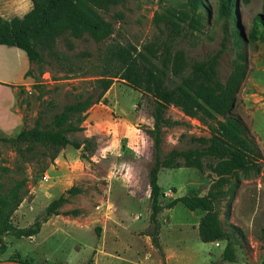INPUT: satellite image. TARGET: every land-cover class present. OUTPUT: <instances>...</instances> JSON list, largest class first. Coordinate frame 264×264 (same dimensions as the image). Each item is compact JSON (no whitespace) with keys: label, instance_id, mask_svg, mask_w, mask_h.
<instances>
[{"label":"rangeland","instance_id":"1","mask_svg":"<svg viewBox=\"0 0 264 264\" xmlns=\"http://www.w3.org/2000/svg\"><path fill=\"white\" fill-rule=\"evenodd\" d=\"M190 1L123 0L108 12H102L114 27L107 41L98 44L88 37L80 40L69 36L60 38L55 47L58 60L46 57L45 65L30 64L26 71L25 85H30L31 92L25 85L15 90L10 85L0 86V104L6 102L10 112L14 109L12 112L22 116L19 124H12L10 119L12 125L0 138H16L23 129L33 128L38 118L44 126H49L55 115L81 95H96L95 81L102 71L104 54L111 46L130 45L140 51L144 46L155 45L162 51L164 46L171 44L173 54L182 52L189 65L218 56L216 72L223 84L236 69L242 73L244 79L232 113L246 124L250 137L264 156V0H238L233 16L222 9L223 0H201L203 9L197 11ZM23 2L0 0L2 17L7 21L23 19L28 12ZM177 2L186 7L175 6ZM178 12H187L195 21L182 22L181 17L176 16ZM12 60L17 62V59ZM170 78L180 82V78ZM116 83L111 99L114 103V96L119 94L126 114L116 111V103L111 105L115 110H108V115L98 113L108 118L112 131L108 134L89 123L88 115L93 106L87 116H83V130L70 135L72 140L85 144L88 139L92 147H96L94 153L83 154L70 146L68 152L64 154L62 150L55 161H51L50 154L43 150L21 156L16 147L0 143L3 193L18 183H25L26 199L19 208L22 214H14L12 219L16 227L28 228L41 220L49 204L63 195L68 203L62 211L78 213V216H55L48 221V227L61 231V238L56 237L58 244L49 242L35 248L36 241L5 236L2 239L9 250L0 256V262H7L15 253H20L22 259L31 264H51L46 260L52 264L65 260L69 264L264 263V241L261 239L264 162L257 171L239 174L237 187L219 206L223 225L226 228L234 225L243 233L235 241V263L223 261L225 242H201L198 228L204 213L191 212L182 204L159 214V247L154 246L150 237L154 225L150 221L149 187V173L154 164L153 141L146 133L154 123L153 99L139 95L124 82L115 80ZM103 105H109L108 100ZM166 118L177 124L163 130V159L173 151L196 149L200 146L198 139L210 137L207 123L187 117L174 107L168 108ZM128 120L136 121L137 125L127 127ZM130 133H136L132 143ZM109 140L114 142L109 144ZM101 145H104L102 150ZM21 147L25 149L24 145ZM61 155L62 162H57ZM65 162L73 164L77 172L75 177L70 173H57L58 167ZM52 166H55L54 171ZM45 175L48 181H43ZM215 179L208 168L202 173L193 168L162 170L159 186L164 197L160 201L167 205L182 197L206 196ZM58 181L61 184L56 186ZM114 182H118L128 196L114 197ZM72 187H77L81 193L68 196L66 192ZM118 205H124L129 214Z\"/></svg>","mask_w":264,"mask_h":264},{"label":"trees","instance_id":"2","mask_svg":"<svg viewBox=\"0 0 264 264\" xmlns=\"http://www.w3.org/2000/svg\"><path fill=\"white\" fill-rule=\"evenodd\" d=\"M30 1L33 9L23 19L7 21L0 16V46L20 50L25 53L30 64L42 66L46 64V57L58 60L55 47L62 37L69 36L76 40L88 37L98 44L107 41L113 35L114 27L102 16V12H108L123 0ZM190 2L194 11L203 9L201 0ZM174 5L186 7L181 2ZM237 6L238 0L222 2V9L230 16H233ZM176 16L181 17L179 20L182 22L195 21L187 16V12H178ZM172 50L171 44L164 46L162 51L155 45L144 46L140 51L130 45L111 46L104 54L102 71L95 81L96 95H81L75 103L55 115L51 125L44 126L38 118L33 128L23 129L14 139L0 138V143L16 147L21 156L43 150L50 154L51 161H55L60 152L70 146L83 154L94 153L96 147H92L88 139L85 144L72 140L70 135L83 130V116L86 117L93 106L107 103L106 95L115 85V80L126 83L132 90L153 99L154 123L146 133L153 141L154 164L149 173V187L150 221L154 225V233L150 237L154 246L159 247V214L182 204L191 212L204 213L198 228L201 242H225L223 261L235 263V241L243 233L234 225L228 228L223 225L219 206L229 199L232 189L237 187L239 174L257 171L264 162V156L250 137L246 124L232 113L244 78L236 69L223 84L216 72L218 56L189 65L182 52L173 54ZM171 76L180 78V82L171 81ZM169 107L207 123L210 137L198 139L200 146L196 149L173 151L163 159V130L177 124L166 118ZM206 161L210 164L207 165ZM182 168H193L201 173L206 168L210 169L216 177L212 190L206 196L182 197L163 205L160 201L164 197L159 186L160 173L162 170ZM24 185V182L18 183L3 193L0 181V256L8 251V245L2 239L4 236L18 240L30 239L38 236L42 226L55 216H78L77 212L62 211L68 203L63 195L49 204L41 220L28 228L16 227L12 219L26 199ZM79 193L81 191L77 187L66 192L68 196ZM261 235L264 241V229ZM4 263L31 264L24 261L19 253H15L7 262H0Z\"/></svg>","mask_w":264,"mask_h":264},{"label":"crops","instance_id":"3","mask_svg":"<svg viewBox=\"0 0 264 264\" xmlns=\"http://www.w3.org/2000/svg\"><path fill=\"white\" fill-rule=\"evenodd\" d=\"M25 3V5L28 7V12L27 14L33 9V4L30 0H23ZM3 13L0 11V16H2ZM17 59L15 61H13L12 59ZM30 63L25 55V53H23L20 50L14 49V48H7V47H3L0 46V86L1 85H10L15 89H17L18 87H23V85H25V75H26V71L30 68ZM11 79V80H10ZM121 85V84H119ZM118 85V87H119ZM117 88V83L112 87V89L107 93L106 95V99L109 102V105H103V104H98L95 105L91 110L90 113L88 115V121L89 123L95 125L96 128H102L106 133L108 132V134L110 133V130L112 127L109 126L111 125L108 118H104L103 116H100V114L98 113H103L105 115L109 114L108 110H115L113 109L115 106L111 105H117V109L116 111L119 112L120 114L125 115L126 111L123 107H126L124 104H122V102L120 101V97L119 94H116L114 96V103L112 102L111 99V94L116 90ZM140 95V93H139ZM7 103H1L0 104V135H5L7 132H5L4 130L7 129V127H9L12 124H19L22 122V116L15 114L14 109H11V112L9 111V109H7L6 107ZM10 119L12 120V124H10ZM16 120V121H15ZM127 127H134V125H137L136 121L131 122L130 120H128L127 122ZM115 131V130H113ZM87 132V131H85ZM131 134V138H133L132 141H130L131 143L134 142V137L136 136V133H130ZM114 140H109L108 143H113ZM106 144V143H105ZM104 147V145L100 146V150H102V148ZM69 149L66 148L63 150V153L65 154L66 152H68ZM63 160V155H61L58 159L57 162ZM57 164V163H56ZM55 166H52L51 170L54 171ZM57 173H67V174H73L72 176L75 177V174H77V172L74 170V166L72 163L68 164L67 162L62 163L61 167H58V171ZM59 184H61V181L56 183V186H59ZM113 186V195L114 197H122L123 196H128V194H126V192L119 186L118 182H114ZM111 186V187H112ZM137 196V195H136ZM135 196V197H136ZM137 198V197H136ZM122 199V198H121ZM118 208L122 209L124 212L129 214V210L126 209V207L124 205L120 206L118 205ZM123 212V213H124ZM22 214V210H18L15 213V216ZM49 226V222L44 224L42 226L41 232L38 236L30 238V239H23L25 241L29 240L31 242L36 241L37 243H34V247H41V246H45L47 243L49 242H55L56 244L59 243V240L61 238V234H60V230L59 229H54L52 227H48ZM120 231H122V229H118ZM47 231V234L45 235V238H42L44 235L43 233ZM43 235V236H42ZM5 237V236H4ZM3 237V238H4ZM7 237V236H6ZM58 239H57V238ZM22 240V239H21ZM33 240V241H32ZM46 243V244H45ZM8 250H9V246H8ZM8 252V251H7ZM20 254V253H19ZM22 256V255H21ZM46 260V259H45ZM47 262L51 263L49 260H46ZM4 262V261H3ZM61 261L59 262H55L53 264H69V262L67 260L65 261ZM115 262V261H114Z\"/></svg>","mask_w":264,"mask_h":264},{"label":"built area","instance_id":"4","mask_svg":"<svg viewBox=\"0 0 264 264\" xmlns=\"http://www.w3.org/2000/svg\"><path fill=\"white\" fill-rule=\"evenodd\" d=\"M25 89L28 91V92H31V88H30V85H25L24 86ZM49 180V177L47 175L44 176L43 178V181H48Z\"/></svg>","mask_w":264,"mask_h":264},{"label":"water","instance_id":"5","mask_svg":"<svg viewBox=\"0 0 264 264\" xmlns=\"http://www.w3.org/2000/svg\"><path fill=\"white\" fill-rule=\"evenodd\" d=\"M4 264H9V263H4ZM15 264V263H14Z\"/></svg>","mask_w":264,"mask_h":264}]
</instances>
